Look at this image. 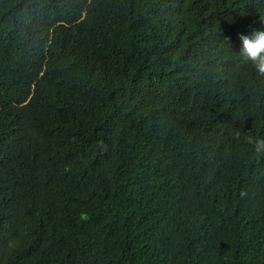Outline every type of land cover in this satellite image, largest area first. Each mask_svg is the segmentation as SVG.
<instances>
[{"label": "trees", "instance_id": "16d2710c", "mask_svg": "<svg viewBox=\"0 0 264 264\" xmlns=\"http://www.w3.org/2000/svg\"><path fill=\"white\" fill-rule=\"evenodd\" d=\"M264 0H0V264H264Z\"/></svg>", "mask_w": 264, "mask_h": 264}, {"label": "clouds", "instance_id": "9594fccd", "mask_svg": "<svg viewBox=\"0 0 264 264\" xmlns=\"http://www.w3.org/2000/svg\"><path fill=\"white\" fill-rule=\"evenodd\" d=\"M240 47L238 52L242 64L249 65L260 76H264V29H256L248 34L239 35ZM246 142L251 149L264 154V136L248 134Z\"/></svg>", "mask_w": 264, "mask_h": 264}]
</instances>
